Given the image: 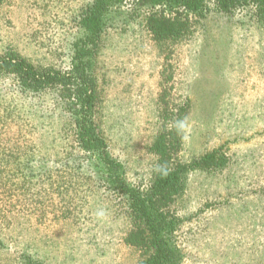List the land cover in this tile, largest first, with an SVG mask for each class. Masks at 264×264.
<instances>
[{
  "label": "rangeland",
  "instance_id": "rangeland-1",
  "mask_svg": "<svg viewBox=\"0 0 264 264\" xmlns=\"http://www.w3.org/2000/svg\"><path fill=\"white\" fill-rule=\"evenodd\" d=\"M84 2L3 0L0 56L15 51L36 67L67 70ZM149 8L145 0H120L106 22L96 75L109 155L129 186L147 190L160 132L169 134L174 165L219 151L225 167L191 172L169 209L178 221L177 264H264V28L244 12L212 11L192 16L181 39L159 44L145 25ZM9 84L1 79L0 89ZM0 97V110L12 117V93ZM51 97L34 105L49 108ZM35 115L23 119L24 131L54 174H34L22 194L5 162L12 149L0 146L3 177H12L8 187L0 182V264H139V251L124 241L131 228L125 196L94 183L103 176L95 155L84 168L90 175L57 192L54 139L56 146L66 141L49 114ZM0 130L12 137L18 126L11 119ZM89 184L94 189L85 193ZM58 203L70 210L63 215Z\"/></svg>",
  "mask_w": 264,
  "mask_h": 264
},
{
  "label": "trees",
  "instance_id": "trees-1",
  "mask_svg": "<svg viewBox=\"0 0 264 264\" xmlns=\"http://www.w3.org/2000/svg\"><path fill=\"white\" fill-rule=\"evenodd\" d=\"M118 1L87 0L80 6L77 24L81 34L72 43L71 61L67 70L36 67L15 51L0 56V80L11 81V84L0 89V96L12 93L14 99L12 117L6 108L0 110V126L7 128L11 119L12 126H18L12 137L10 134L5 136L0 130V146L12 149L11 155L5 157V162L14 168L13 179L20 182L17 189L27 194L26 184L32 181L34 174L39 173V178L49 179L54 173L47 168V156H38L39 145L34 142L33 133H25L23 119H30L34 113L39 118L49 114L51 121L60 127L58 135L66 141L56 146L54 139L53 148L57 149L55 163H58L54 172L61 185L57 192L63 187L66 188L65 192H69V185H73L74 179L79 180L82 174L90 173L88 170L85 172L84 168L95 155V159L102 165L103 176L96 178L94 183H103L107 189L115 190L126 198L131 228L124 241L127 246L139 251V264H177L175 235L178 221L169 210L171 204L184 194L191 172L220 170L225 167L226 158L215 151L192 164L174 165L172 143L169 134L164 131L158 134L150 148L157 158V171L152 185L147 190H141L126 183L122 165L109 155L98 116L96 75L106 22ZM145 1L150 6L145 25L153 40L159 44L181 39L191 27L194 16L203 18L212 11L231 15L244 12L246 17L264 28V0ZM47 95L53 96L51 106L36 108L34 101ZM35 108L37 110L33 111ZM29 125L36 128L34 124ZM88 167L90 169L89 164ZM5 168L0 167V182L3 187H8L12 177H3V173L8 170ZM64 170L69 176L61 178L59 174ZM164 171L166 174H163ZM88 179L92 180V177ZM88 187L85 193L94 189L90 184ZM59 203L57 208L65 215L70 208L63 210Z\"/></svg>",
  "mask_w": 264,
  "mask_h": 264
},
{
  "label": "clouds",
  "instance_id": "clouds-1",
  "mask_svg": "<svg viewBox=\"0 0 264 264\" xmlns=\"http://www.w3.org/2000/svg\"><path fill=\"white\" fill-rule=\"evenodd\" d=\"M177 127L180 129H183L184 128V122H182V121L178 122ZM163 174H166V171H164Z\"/></svg>",
  "mask_w": 264,
  "mask_h": 264
}]
</instances>
